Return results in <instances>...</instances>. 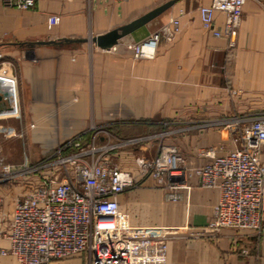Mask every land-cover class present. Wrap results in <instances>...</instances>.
<instances>
[{"label": "crops", "instance_id": "obj_1", "mask_svg": "<svg viewBox=\"0 0 264 264\" xmlns=\"http://www.w3.org/2000/svg\"><path fill=\"white\" fill-rule=\"evenodd\" d=\"M164 1L36 0L33 7L23 9L0 0V63L13 68L21 109L20 116L0 118V150L29 148L31 158L10 162L32 160L34 151L38 160L77 134L90 140L96 124H105L110 133H101L100 141L138 137L115 153L120 167L133 171L137 179L119 195L121 210L133 225L202 235L215 217L221 191L202 184L192 168L211 160L203 150L222 153L238 145L229 117L264 109V1H246L233 48L227 37L215 36L202 25L199 5L211 0H176L111 48L93 40ZM53 14L61 20L49 26ZM172 16L181 21L176 36L163 39L154 56L136 57L130 44L144 40ZM216 17L222 26L225 15L217 12ZM4 90L1 84L0 94ZM9 105V96H3L0 109ZM163 131L168 133L161 135ZM163 144L176 145L191 167L179 178L177 201L168 198L166 186L157 178L141 176L136 162L137 157L154 158ZM26 181L24 177L0 185L7 216L16 197L26 192ZM210 230L215 239L187 241L186 264H264V230L256 251L250 230L224 227L217 234ZM238 233L245 236L238 245H248L251 253H241L234 245ZM8 244L0 238V246ZM173 248L171 241L168 264H174ZM0 264L19 261L0 253ZM57 264L89 261L83 254Z\"/></svg>", "mask_w": 264, "mask_h": 264}, {"label": "built area", "instance_id": "obj_2", "mask_svg": "<svg viewBox=\"0 0 264 264\" xmlns=\"http://www.w3.org/2000/svg\"><path fill=\"white\" fill-rule=\"evenodd\" d=\"M246 1L211 0L200 4L203 27L215 36L227 37L233 48ZM3 2L26 9L36 0ZM217 12L225 15L222 26L217 24ZM60 20V15H50L49 26ZM180 29V18L170 17L147 38L130 44L134 55L154 56L159 43L174 38ZM5 63H0V82L5 87L1 95L9 96L10 105L0 109V118L21 115L17 77L12 66ZM229 120L238 145L222 153L213 148L203 150L201 153L211 160L192 170L202 184L217 186L221 191L208 228L245 229L259 236L264 230V109L234 115ZM93 131L90 140L84 141L83 133L77 134L35 162L25 159L14 163L0 154V185L24 177L27 180V190L16 197L10 216L3 211L0 194V238L9 242L8 246H0V253L15 256L19 264H57L83 254H87L89 264H168V232L162 227L133 225L119 202V195L134 186L137 179L133 171L120 167L112 150L139 138L112 144L98 139L101 133H109L105 124L93 125ZM136 162L142 175H151L166 186L169 199L181 198L176 187L191 167L176 145L163 144L154 158L137 157ZM250 250L245 247L240 252L249 254Z\"/></svg>", "mask_w": 264, "mask_h": 264}, {"label": "rangeland", "instance_id": "obj_3", "mask_svg": "<svg viewBox=\"0 0 264 264\" xmlns=\"http://www.w3.org/2000/svg\"><path fill=\"white\" fill-rule=\"evenodd\" d=\"M167 22V21H166ZM165 22V23H166ZM164 23V24H165ZM163 24V25H164ZM162 25V26H163ZM161 26V27H162ZM159 27V29L161 28ZM158 30V29H157ZM176 36V35H175ZM160 44V43H159ZM144 57V56H142ZM221 120H223V118H221ZM177 122H180L178 120H175L173 121V123H176L178 125ZM176 124H171L172 126L176 127L175 125ZM171 129L174 131L176 130L175 128L171 127ZM176 132V131H175ZM3 134V133H1ZM109 133H107L108 135ZM235 138L237 139V133H235ZM111 140H110V139ZM107 141L110 140V142L113 144L117 143L118 141L117 140H114L112 139L111 137H107L106 139ZM105 140V141H106ZM174 145V144H172ZM116 146V145H115ZM121 148L116 146L113 150H112V153L114 154L115 156V161L116 160V151L117 150H120ZM31 149L29 148H4V149H1L0 150V154L4 155L6 157L7 160L9 161H18L20 160V157L22 156H27L29 158H31L30 156L32 155L31 152H30ZM33 150V149H32ZM180 150V149H179ZM181 151V150H180ZM36 153L34 151V157L32 158L31 161L35 162L36 159L38 158V154L37 156H35ZM43 156V155H42ZM185 156V155H184ZM22 159V158H21ZM188 161V159H187ZM16 182V181H14ZM139 183V182H138ZM163 230H166L168 232V235H169V242L172 241L173 245H174V248H173V252H172V257L170 260L173 261L174 264H186L187 263V251H188V246L189 244L187 243L188 240L190 239H197V238H203V239H215V235H214V232H208V231H211L210 228H204V231L205 233H203L202 235H197V233L195 232H191L190 234H188L187 232H189L188 230H183V229H169V228H164ZM215 233H219V231H215ZM238 235L240 237H238L237 239L238 242L235 243L234 245L235 246H238L237 249H239V251H241L242 248H245V247H249L248 245H243V244H240L238 245L239 242H242V237H245L243 236L242 233H238ZM261 235H253L252 236V239H251V243H252V246H253V250H257L259 248V238H260ZM252 251V250H251Z\"/></svg>", "mask_w": 264, "mask_h": 264}, {"label": "water", "instance_id": "obj_4", "mask_svg": "<svg viewBox=\"0 0 264 264\" xmlns=\"http://www.w3.org/2000/svg\"><path fill=\"white\" fill-rule=\"evenodd\" d=\"M176 0H166L161 4L157 5L153 9L149 10L148 12L144 13L143 15L133 19L132 21L122 24L118 27H115L105 33L99 34L93 38L97 45L103 48H111L115 46L120 40L135 31L136 29L142 27L143 25L147 24L152 19L158 17L167 9H169ZM1 86V82H0ZM6 94V93H5ZM3 99V95L0 94V101Z\"/></svg>", "mask_w": 264, "mask_h": 264}, {"label": "bare ground", "instance_id": "obj_5", "mask_svg": "<svg viewBox=\"0 0 264 264\" xmlns=\"http://www.w3.org/2000/svg\"><path fill=\"white\" fill-rule=\"evenodd\" d=\"M139 173H140V175L142 176V173H141V171L139 170ZM135 176V175H134Z\"/></svg>", "mask_w": 264, "mask_h": 264}]
</instances>
